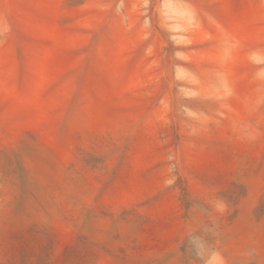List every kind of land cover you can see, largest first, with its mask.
Segmentation results:
<instances>
[{"label": "rangeland", "instance_id": "obj_1", "mask_svg": "<svg viewBox=\"0 0 264 264\" xmlns=\"http://www.w3.org/2000/svg\"><path fill=\"white\" fill-rule=\"evenodd\" d=\"M0 264H264V0H0Z\"/></svg>", "mask_w": 264, "mask_h": 264}]
</instances>
